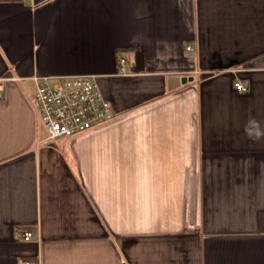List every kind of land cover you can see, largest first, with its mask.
Listing matches in <instances>:
<instances>
[{
    "label": "crops",
    "instance_id": "1",
    "mask_svg": "<svg viewBox=\"0 0 264 264\" xmlns=\"http://www.w3.org/2000/svg\"><path fill=\"white\" fill-rule=\"evenodd\" d=\"M72 74L116 116L44 142ZM0 91V264H264V0H0Z\"/></svg>",
    "mask_w": 264,
    "mask_h": 264
},
{
    "label": "built area",
    "instance_id": "2",
    "mask_svg": "<svg viewBox=\"0 0 264 264\" xmlns=\"http://www.w3.org/2000/svg\"><path fill=\"white\" fill-rule=\"evenodd\" d=\"M188 50L193 51V46L188 45ZM118 63L120 72L125 73V58L119 56ZM33 78L37 88L30 99L48 132L44 142L83 134L116 116V110L103 94L95 74L35 75ZM235 85L240 90L246 89L241 81ZM3 96L0 91V98ZM20 232L24 240L35 237L31 229Z\"/></svg>",
    "mask_w": 264,
    "mask_h": 264
},
{
    "label": "clouds",
    "instance_id": "3",
    "mask_svg": "<svg viewBox=\"0 0 264 264\" xmlns=\"http://www.w3.org/2000/svg\"><path fill=\"white\" fill-rule=\"evenodd\" d=\"M245 135L254 141L264 139V127L255 118H250L245 124Z\"/></svg>",
    "mask_w": 264,
    "mask_h": 264
},
{
    "label": "water",
    "instance_id": "4",
    "mask_svg": "<svg viewBox=\"0 0 264 264\" xmlns=\"http://www.w3.org/2000/svg\"><path fill=\"white\" fill-rule=\"evenodd\" d=\"M193 78V76L171 75L168 77V86L170 89H174L180 86L182 83H186L188 80H192Z\"/></svg>",
    "mask_w": 264,
    "mask_h": 264
}]
</instances>
